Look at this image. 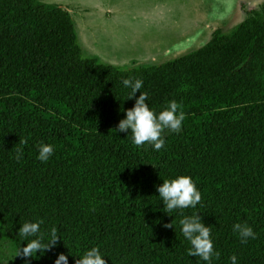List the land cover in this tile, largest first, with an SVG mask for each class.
Masks as SVG:
<instances>
[{"label": "trees", "instance_id": "trees-1", "mask_svg": "<svg viewBox=\"0 0 264 264\" xmlns=\"http://www.w3.org/2000/svg\"><path fill=\"white\" fill-rule=\"evenodd\" d=\"M129 77L143 80L157 113L175 100L186 115L159 151L115 129L121 107L135 104L122 85ZM41 143L55 146L47 163L37 159ZM178 175L202 193L183 213L211 227L213 264H231L233 254L238 264H264V3L232 34L129 69L84 56L68 10L0 0V227L17 254L19 228L43 219V233L54 226L62 237L30 264L92 246L107 264H205L187 254L182 217L167 215L158 196L156 186ZM236 223L257 239L242 243Z\"/></svg>", "mask_w": 264, "mask_h": 264}, {"label": "rangeland", "instance_id": "rangeland-1", "mask_svg": "<svg viewBox=\"0 0 264 264\" xmlns=\"http://www.w3.org/2000/svg\"><path fill=\"white\" fill-rule=\"evenodd\" d=\"M68 10L83 55L124 68L160 65L232 34L264 0H40ZM169 132V131H166ZM0 227V264H25Z\"/></svg>", "mask_w": 264, "mask_h": 264}, {"label": "clouds", "instance_id": "clouds-1", "mask_svg": "<svg viewBox=\"0 0 264 264\" xmlns=\"http://www.w3.org/2000/svg\"><path fill=\"white\" fill-rule=\"evenodd\" d=\"M125 89H130L127 99H135L132 108L121 107V112L125 113L115 128L118 133L131 134V142L141 147L145 144L151 145L154 150H161L166 143L164 133H180L183 122L186 119L181 105L175 100L168 102L163 110L157 111L150 107L149 94L142 91L144 83L142 79L129 77L122 80ZM141 94L137 97V92ZM27 143V141H25ZM55 154V146L50 143H41L38 146V157L42 162L47 163ZM16 159H22V153L18 152ZM158 196L163 205V211L173 216L174 212L179 211L180 231L184 239L188 242L187 254L192 257H199L205 264H213L214 259H219L220 253L215 248V241L212 236V229L206 225L203 217L199 213L184 215L183 210L195 209L202 201V193L190 175H178L172 179H163V183L156 186ZM44 224L43 219L24 222L19 228L18 235L23 240V246L18 255L26 258V264H30L31 259L47 254L51 249L58 245L61 235L56 227H52L45 234L41 230ZM166 228L176 226L173 223L165 224ZM233 232L237 234L242 243H247L249 239H257V233L248 223H236L233 225ZM24 242H27L26 245ZM17 255V256H18ZM78 257L75 264H107L100 246H92L84 249L80 254L60 253L55 259V264H69V256ZM231 264H238L236 254L230 257Z\"/></svg>", "mask_w": 264, "mask_h": 264}]
</instances>
